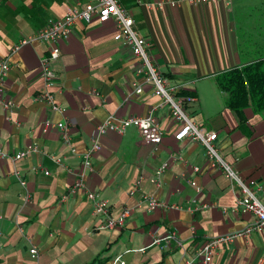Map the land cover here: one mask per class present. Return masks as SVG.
<instances>
[{
  "label": "crops",
  "instance_id": "1",
  "mask_svg": "<svg viewBox=\"0 0 264 264\" xmlns=\"http://www.w3.org/2000/svg\"><path fill=\"white\" fill-rule=\"evenodd\" d=\"M94 1L0 0V60L12 65L4 85L16 104L11 110L0 108V148L17 154L35 143L40 150L16 163L0 159V264H111L119 256L125 264H202L197 253L206 241L244 228L254 216L234 210L238 186L210 163L200 143L175 139L181 125L152 86L132 94L133 85L144 82L137 74L141 65L127 44L115 40L118 28L112 18L77 20L69 36L59 40L61 56L51 62L53 93L65 113L36 98L43 88L40 66L49 44L35 40L21 45L22 39ZM118 1L138 33L151 41L154 62L176 93L196 97L184 105L190 118L202 130L217 133L224 158L264 201V108L249 100L232 109L229 93L218 85L219 75L264 60V0ZM151 107L163 137L157 147L137 127L98 138L100 149L84 183L108 201L113 218L124 208L132 211L123 227L99 230L103 218L95 215L83 190L65 202L61 196L108 116H145ZM47 119L69 122V144L56 127L44 130ZM165 162L167 168L156 177ZM35 165L49 175L33 173ZM15 169L26 187L13 175ZM138 179L141 188L131 195ZM194 181L199 189L190 184ZM142 194L178 208L148 211ZM194 199L209 208L191 213L187 207ZM171 232L179 243L150 245V234L164 238ZM32 246L39 251L38 262L30 256ZM140 248L146 249L128 252ZM260 258L264 228L221 245L209 264H258Z\"/></svg>",
  "mask_w": 264,
  "mask_h": 264
},
{
  "label": "built area",
  "instance_id": "2",
  "mask_svg": "<svg viewBox=\"0 0 264 264\" xmlns=\"http://www.w3.org/2000/svg\"><path fill=\"white\" fill-rule=\"evenodd\" d=\"M199 2H206L209 0H196ZM230 1V0H226ZM112 18L115 23H117L118 30L115 34V40H119L127 44L136 57L139 60L140 68L137 71L138 75L143 76L144 82L135 83L133 85L132 94H141L143 91V85L150 84L152 86L153 94L158 96L163 103L167 104L170 107V113L175 122L180 123V128L175 134V139L184 140L189 138L200 143L204 149H206V155L210 163L223 172L230 181L238 186L240 194L236 197L233 208L236 211L248 212L254 216L253 222L248 224L238 231H233L225 233V235H217L211 237L204 245L198 249L197 257L202 260V264H209L213 258V255L221 245L229 242H233L239 238H249L254 231L261 230L264 228V201L257 195L256 191L251 188L245 180L240 176L238 171L229 163L221 153L218 148L216 141L218 135L215 131L212 130H202L199 125L190 118L187 113L184 105L186 102H191L196 99L194 96H181L176 93V88L169 84V80L166 76L160 72L159 68L154 62L152 52H151V41L144 36H141L135 28V22L131 14L122 7L118 0H95L92 3H87L85 6L79 8H72L68 11L63 18L59 19L57 22L48 24L44 29L38 31V33L30 38L22 39L21 45L30 44L33 41H46L49 44V50L47 56L41 62V72L40 77L42 79L43 88L41 92L36 97L37 99L46 103L49 106V109L60 114L65 113V108L59 105L56 102L54 97L53 87H54V77L55 73L53 68H51V62L58 60L61 56L60 47L58 46L59 40L65 39L71 33L74 23L77 20H83L85 22H90L94 19L106 20ZM19 46L15 47L18 49ZM12 65L8 59L0 60V108L5 110H11L16 106L15 102L12 99L7 98L6 96V85H4V80L11 71ZM129 97L127 98V100ZM155 107H151L147 115L140 116L134 115L132 117L121 118L116 117L115 115L108 116L105 121L97 127L93 139L94 143L92 146L83 152L82 157V169L75 173L74 171V180L73 184L66 190V192L61 196V200L65 202L70 196L83 190L85 195L93 202V211L95 215L103 218V221L99 224V230H109L116 227H123L126 219L131 215V210L128 208L123 209V213L118 219H115L111 216V211H109L108 201L99 199L97 194L93 191L87 189L85 177L89 172H92V156L95 152L100 149L99 137L105 135L106 132L110 131L117 134H124L129 128L137 127L142 133L148 135L146 136L148 140H151L152 143L157 147L162 141V132L159 127L158 122L154 115ZM68 124L67 120H62V122L53 123L50 119H47L43 122L42 126L44 130H48L49 127H56L61 131V137L66 143H70L69 134H68ZM71 151L74 152V149ZM34 152H40L37 144L29 145L24 151H20L17 154H10L6 151H3L0 148V159L9 158L16 163L23 159L28 154H33ZM54 159V162L57 165H62L60 159ZM167 163L165 162L159 167L155 174L156 177H159L167 168ZM195 169H198L195 167ZM32 172H44L45 175H49L50 171L45 170L41 165H35L31 168ZM72 172V170H68ZM13 175L16 177L20 185L26 187L24 178L21 175V171L15 169ZM156 183L158 180H154ZM141 179L136 180L134 188L130 191V194H136L137 191L141 188ZM196 189H199L196 185V182L190 183ZM142 201L147 202L148 211L154 210L156 207L161 208H178L176 205L164 204L154 199L153 196L142 194ZM191 213H194L197 210L207 209L209 205L203 203L200 205L194 201L187 207ZM22 231V230H21ZM0 235L2 231L0 230ZM151 243L159 244L161 241L175 240L179 243V238L176 236L175 232L167 234L164 238L157 237L155 234H150ZM146 248H140L139 250H128L133 252H143ZM30 256L36 261H39V251L35 246L30 248ZM258 264H264V258H260L257 262ZM111 264H125L122 260V256L116 257Z\"/></svg>",
  "mask_w": 264,
  "mask_h": 264
},
{
  "label": "trees",
  "instance_id": "3",
  "mask_svg": "<svg viewBox=\"0 0 264 264\" xmlns=\"http://www.w3.org/2000/svg\"><path fill=\"white\" fill-rule=\"evenodd\" d=\"M218 85L229 93L228 105L232 109L247 106L252 100L258 108H264V60L241 69L219 75Z\"/></svg>",
  "mask_w": 264,
  "mask_h": 264
}]
</instances>
